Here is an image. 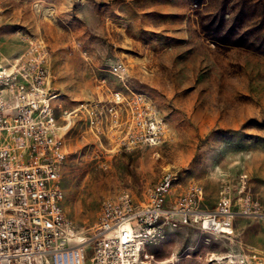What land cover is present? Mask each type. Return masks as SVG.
<instances>
[{
    "label": "rangeland",
    "instance_id": "374dc122",
    "mask_svg": "<svg viewBox=\"0 0 264 264\" xmlns=\"http://www.w3.org/2000/svg\"><path fill=\"white\" fill-rule=\"evenodd\" d=\"M0 0V52L37 58L62 96L57 115L80 106L102 79L148 95L168 125L158 146L100 142L76 119L62 170L65 214L76 236L95 231L103 203L129 193L137 203L167 171L175 194L197 184L202 208L230 192V237L183 226L150 246L152 264H213L231 250L264 258V0ZM37 47L38 51L33 48ZM243 197L261 206L241 214Z\"/></svg>",
    "mask_w": 264,
    "mask_h": 264
},
{
    "label": "built area",
    "instance_id": "2783aa9c",
    "mask_svg": "<svg viewBox=\"0 0 264 264\" xmlns=\"http://www.w3.org/2000/svg\"><path fill=\"white\" fill-rule=\"evenodd\" d=\"M6 61H13V69H6ZM43 63L0 52V264H152L147 249L183 226L215 236L232 229L237 213L230 192L208 211L201 207L200 185L176 195L178 175L167 171L144 203L129 193L106 199L95 231L76 239L61 176L77 111L58 117L61 94ZM110 70L122 89L103 79V96L80 106L87 131L101 145L105 139L125 149L164 143L167 122L148 95L130 88L126 63L116 61ZM242 201V214H260L258 202ZM213 264H264V258L230 251Z\"/></svg>",
    "mask_w": 264,
    "mask_h": 264
},
{
    "label": "crops",
    "instance_id": "0c3cea01",
    "mask_svg": "<svg viewBox=\"0 0 264 264\" xmlns=\"http://www.w3.org/2000/svg\"><path fill=\"white\" fill-rule=\"evenodd\" d=\"M92 1H94V0H92ZM76 3V1H73V0H71V6H73L74 4ZM57 78L58 77H52V83H53V86L54 87H56L55 86V83L57 82ZM103 80V79H102ZM102 80L100 81V84L97 86V91H93V92H91V94L89 95L88 94V96H87V100L84 102V103H88V102H90V101H92V100H94L95 98H97V97H102L103 96V94H104V92L106 91V86L104 85V83L102 82ZM108 85L110 86V88H112V86L110 85V83L108 82ZM57 88V87H56ZM58 89V88H57ZM113 89V88H112ZM58 91H59V89H58ZM59 93L61 94V96H62V93H61V91H59ZM61 96H60V98H61ZM59 102V100L57 101V103ZM84 103H82V104H84ZM81 104V105H82ZM80 105V106H81ZM80 106H78V107H76V108H74V109H71V110H68L67 112H75V111H77V112H75V114L72 116V118H73V124L76 122V119H83L84 120V117H83V115H82V113L78 110L79 108H80ZM84 123H85V121H84ZM72 124V125H73ZM85 127H86V125H85ZM86 133L87 134H89V135H91L88 131H87V129H86ZM92 136V135H91ZM93 137V136H92ZM95 138V137H94ZM96 139V138H95ZM98 140V139H97ZM104 140V139H103ZM99 141V140H98ZM205 196V195H204ZM242 214V213H241ZM234 227V226H233ZM233 227H232V229L230 230V231H228L227 232V234L225 235V236H223V237H226V238H228V237H230V235H231V231L233 230ZM231 251H234V249L233 250H231ZM250 257H253V258H260V257H258V256H256V255H254V256H250Z\"/></svg>",
    "mask_w": 264,
    "mask_h": 264
},
{
    "label": "bare ground",
    "instance_id": "6f19581e",
    "mask_svg": "<svg viewBox=\"0 0 264 264\" xmlns=\"http://www.w3.org/2000/svg\"><path fill=\"white\" fill-rule=\"evenodd\" d=\"M6 69H13V61H6ZM110 73L113 75V77H118V73L110 70ZM76 239H80L81 237L75 236Z\"/></svg>",
    "mask_w": 264,
    "mask_h": 264
}]
</instances>
